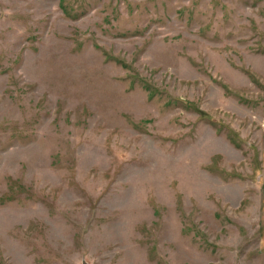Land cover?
<instances>
[{
    "label": "rangeland",
    "instance_id": "374dc122",
    "mask_svg": "<svg viewBox=\"0 0 264 264\" xmlns=\"http://www.w3.org/2000/svg\"><path fill=\"white\" fill-rule=\"evenodd\" d=\"M0 264H264V0H0Z\"/></svg>",
    "mask_w": 264,
    "mask_h": 264
},
{
    "label": "trees",
    "instance_id": "16d2710c",
    "mask_svg": "<svg viewBox=\"0 0 264 264\" xmlns=\"http://www.w3.org/2000/svg\"><path fill=\"white\" fill-rule=\"evenodd\" d=\"M119 61V60H118Z\"/></svg>",
    "mask_w": 264,
    "mask_h": 264
}]
</instances>
